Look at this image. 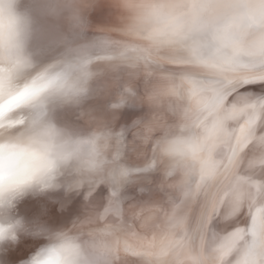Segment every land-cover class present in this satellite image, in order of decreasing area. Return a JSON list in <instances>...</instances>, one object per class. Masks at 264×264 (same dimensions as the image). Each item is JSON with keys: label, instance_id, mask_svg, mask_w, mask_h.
Returning <instances> with one entry per match:
<instances>
[{"label": "bare ground", "instance_id": "bare-ground-1", "mask_svg": "<svg viewBox=\"0 0 264 264\" xmlns=\"http://www.w3.org/2000/svg\"><path fill=\"white\" fill-rule=\"evenodd\" d=\"M0 264H264V0H0Z\"/></svg>", "mask_w": 264, "mask_h": 264}, {"label": "water", "instance_id": "water-1", "mask_svg": "<svg viewBox=\"0 0 264 264\" xmlns=\"http://www.w3.org/2000/svg\"><path fill=\"white\" fill-rule=\"evenodd\" d=\"M50 19L53 21L52 18H50ZM93 60H95V61H99L98 58L93 59ZM30 79H31V78L27 79V80H28L27 82H26V79L21 80L18 86H22L23 84H24V86H25V82H26V86H27V84H28V82L30 81ZM22 88H23V87H22ZM22 88L13 91L12 93L8 94V96H6V97H12L13 95H17V94H19L20 91H23ZM14 105H16V103H15ZM9 111H10V110H9V108H8V109L5 110L3 113L9 112ZM62 190H63V189H62ZM45 192H46V193H48V192L51 193V192H56V191H54V188H53V189H49V188H48V189L45 190ZM31 238H33V237L31 236ZM35 238H38V237H35ZM43 238H44V237H43ZM62 238H64V236H62ZM36 240H38V239H36ZM36 254H37V251L35 252V255H36Z\"/></svg>", "mask_w": 264, "mask_h": 264}, {"label": "rangeland", "instance_id": "rangeland-1", "mask_svg": "<svg viewBox=\"0 0 264 264\" xmlns=\"http://www.w3.org/2000/svg\"><path fill=\"white\" fill-rule=\"evenodd\" d=\"M261 84H262V83H261ZM3 119H5V118H3ZM18 252H19V251H18ZM12 253H13V252H12ZM17 255H18V253H17ZM8 257H9V256L7 255V259H6V260H8V262H12V260H14L13 258H11L12 260L9 258V259H10V261H9ZM16 257H17V256H16ZM21 257H22V256H20L18 259H22ZM14 261H15V260H14ZM17 261H18V260H17ZM14 263H15V262H14Z\"/></svg>", "mask_w": 264, "mask_h": 264}]
</instances>
